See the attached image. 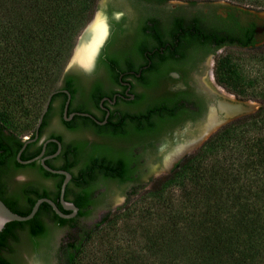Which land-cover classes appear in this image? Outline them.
<instances>
[{"label": "trees", "instance_id": "obj_1", "mask_svg": "<svg viewBox=\"0 0 264 264\" xmlns=\"http://www.w3.org/2000/svg\"><path fill=\"white\" fill-rule=\"evenodd\" d=\"M182 1L195 4L219 0ZM226 1L245 9L264 11V0ZM96 4L97 0H0V199L21 216L27 215L39 198L51 199L68 214L58 202L63 176L48 173L39 162L20 165L16 155L24 143L23 136L12 133L9 127L22 118L35 129L77 38L94 15ZM246 45L253 48L252 43ZM257 50L264 61V45ZM231 65L228 55L221 56L213 75L219 86L236 94L233 87L242 80ZM258 94H236L242 101H258L260 107L219 127L192 154L178 161L163 179L152 183L145 193L150 200L143 224L147 232L142 237L145 240L134 250L114 252L107 257V264H264V87ZM139 104L136 101V106ZM154 112L158 113L153 110L152 117ZM47 114L39 133L46 125ZM165 124L162 117L148 131L134 130L109 137L114 141L139 143L157 137ZM33 136L34 130L28 139ZM38 141L39 138L27 144L21 160L32 159L41 152L42 144ZM47 147L44 156L57 149L55 144ZM99 158L106 164L98 163ZM56 159L63 163L57 170L72 176L64 198L73 183L78 188L73 199L78 208L77 217L60 218L43 203L31 220L7 223L0 232V264H13L3 252L10 241L18 240L19 232H26L33 250L47 260L50 247L46 242L49 236L46 219L58 228H78L77 221L89 216V207L97 203L88 202L97 184L106 186L113 182L120 187L131 181L128 164L136 161L131 153L110 146H95L86 157L81 142L75 146L62 145ZM45 164L56 169L49 160ZM12 170L34 171L52 182L53 190L25 184L6 199L4 177ZM137 187L133 186V193ZM171 187L183 189L178 206L169 202ZM106 217L98 225L105 224ZM82 233L83 236L73 237L58 248V264H75L89 236L88 232Z\"/></svg>", "mask_w": 264, "mask_h": 264}, {"label": "flooded vegetation", "instance_id": "obj_2", "mask_svg": "<svg viewBox=\"0 0 264 264\" xmlns=\"http://www.w3.org/2000/svg\"><path fill=\"white\" fill-rule=\"evenodd\" d=\"M96 10L106 26L105 36L88 68L72 67L63 72L38 144L60 137L61 150L62 145L81 142L86 157L95 146L131 153L136 160L128 164L132 180L120 187L133 188L142 185L145 172L150 176L162 170L164 157L157 147L162 138L174 136V131L181 136L184 127L198 129L200 134L221 97L212 87L217 85L213 70L217 59L227 53L218 55L230 48L246 50L251 47L247 43L254 47L263 41L264 19L258 13L219 1L190 4L182 0H101L97 1ZM90 26H97L95 20ZM63 91L69 93L65 116L68 95ZM136 101L140 102L137 106ZM153 110L158 113L152 117ZM162 117L166 124L155 138L129 143L109 137L134 130L148 131ZM53 121L60 124L65 135L72 136L70 140L59 134L43 138V130ZM139 145H147L153 152V171L148 168L144 153L137 151ZM56 157L48 160L58 169L63 163ZM35 162L40 164L39 160ZM103 162L99 158L98 163ZM21 172H7L5 190L11 178L17 180ZM97 185L88 202L95 200L109 206L107 190L116 184ZM76 192L78 188L73 183L64 199L73 203ZM58 248L50 264H58Z\"/></svg>", "mask_w": 264, "mask_h": 264}, {"label": "rangeland", "instance_id": "obj_3", "mask_svg": "<svg viewBox=\"0 0 264 264\" xmlns=\"http://www.w3.org/2000/svg\"><path fill=\"white\" fill-rule=\"evenodd\" d=\"M97 1L100 2L101 0ZM219 2L224 4L229 3V1L226 0H219ZM250 11L254 13H264V11ZM98 12L99 10L95 11L90 22H94L97 18L96 15ZM262 45H264V40L259 42L253 48L246 50L230 48L218 55L221 56L227 53L229 60L232 62L231 66L235 67V70L238 72V75L242 80L233 87L236 94L258 96V93L263 89L264 61L259 58V50H257ZM72 57L74 56L71 55L65 68L69 66L71 60L73 61ZM221 89L228 92L223 87ZM228 93L233 95L236 100L242 101L238 99L236 94L231 92ZM246 101H251L257 104V106L252 107L249 114L254 113L260 107V103L256 100ZM184 128L185 130L182 132L181 136H177L179 132L174 131V136L162 138L157 147L160 149V154L164 157V168L162 167V170L158 172L154 171L155 173L153 172L150 176H148L145 172L146 176L141 180L142 185L137 187L135 193H133V188H122L110 185V189L107 190L110 202L109 206H102L103 202L96 203L91 207L89 216L77 221L78 228L76 229L71 230L66 227L58 228L46 219V223L49 228V236L46 242L50 247L49 252L52 253L51 257H48L47 260H45L43 254L33 250L26 232H19L18 240L16 242H9L8 249L3 252L4 256L11 260L13 264H50L51 260L54 259L53 253H55V248L68 243V241H70L73 237L83 236L84 233H82V231L88 232L89 236L82 247L81 254L77 257L75 264H107V257H111L114 252L125 253L127 251L134 250L135 248H139L141 246V242L145 240L142 237H144L147 233L143 230V227L145 226L143 224L145 223L146 213L150 209V200L146 198L145 193L150 189L154 181L163 179L175 163L180 161L185 156L192 154L207 137L206 136L198 142L197 140L200 138L198 129L191 127ZM9 130L12 133L23 136L22 139L25 140L34 130V126H32L28 121L20 118L12 127H9ZM214 132L215 131H212L211 134ZM48 134L62 135L66 141L70 140L69 138L72 137L65 135L57 121H53L46 126L43 130V138H45ZM181 146L186 148L175 157V160L172 161V163L166 165L165 159L169 153L174 148ZM137 151L144 153V156L147 158L148 168L153 171L155 169V162L152 158L153 152L147 147V145H139ZM21 174L22 175L19 176L17 180H13V178H11L8 188L9 191L5 190L6 198H10L12 195L11 191H14V193L17 192L24 184L43 186L50 191L53 190L52 182L44 180L34 171H23ZM182 191L183 189L181 187L170 188L168 193L170 204L178 206ZM20 207L24 208L23 205H20ZM114 214H116V216H113ZM105 216H107L106 223L98 225ZM43 243H45V241L41 244Z\"/></svg>", "mask_w": 264, "mask_h": 264}, {"label": "water", "instance_id": "obj_4", "mask_svg": "<svg viewBox=\"0 0 264 264\" xmlns=\"http://www.w3.org/2000/svg\"><path fill=\"white\" fill-rule=\"evenodd\" d=\"M258 15L261 18L264 19V13H258ZM96 17L97 18L100 17V13L99 12L97 13ZM92 22L93 21H91L85 27V29L83 30V32L81 33V35L78 37L77 42H76V45H75L74 50H73L72 56H74L75 49L78 46V43H79L81 37L86 32V30L88 29V27L91 25ZM97 51H96V53H97ZM72 59H73V57H72ZM72 67L79 68L81 66L78 65V64H76L75 62H73L71 60V63L69 64V66H67L65 68L64 72L69 71ZM220 88H222V87H220ZM63 92L66 95H68V99H67V102H66L65 108H64V116H65L66 115V111H67L68 101H69V93L67 91H63ZM55 93H57V91L51 92V94L48 96V98H47V100L45 102V105L43 107V110H42V112H41V114H40V116L38 118L37 124L35 126L34 136H33V138H29V139L26 138L25 140H23L24 143H23V145L21 146V148L19 149V151H18V153L16 155V160H17V162L20 165H28V164H31V163L39 160L41 167L45 171H47L50 174L63 176V180H62V183L60 185V192H59L58 202H59V205H60L61 209L63 211H65V212H68V214H64L51 199H49V198H39L33 204L30 212L27 215H25V216H21L19 214H16V213L12 212L3 203V201L0 199V232L3 230L4 226L7 223H9V222H27V221L31 220L35 216V214L38 212V209H39L40 205L43 204V203L49 205L51 207V209L53 210V212L57 216H59L60 218H63V219H71V218L75 217L77 215V213H78V208L73 203H70V202H68V201H66L64 199V195H65V190H66L67 184L69 183V181L72 178L71 174H69L68 172H66L64 170L53 169V168H51V167H49V166H47L45 164V161H47L48 159H51V158H55L60 153V151H61V145H60L59 140H57V139H48V140H46L42 144L41 152L36 157H34L32 159H29V160H25V161H23V160L20 159V155L23 152V150L25 149V147L27 146V144H30V143H32V142H34V141H36L38 139V137H39V128H40V126L42 124L44 115L48 111V108H49V105H50V102H51V98H52V96ZM226 94H228L231 97L230 100H224V99H220L218 97L217 107L216 108H212L211 109V112H210L211 114L209 115V117L212 116L216 120V122L222 121V123H221L222 125L223 124H226V123H228V122H230V121H232V120H234V119H236V118H238L240 116L249 114V112L251 111L252 107L257 106L256 103H253L251 101H238V100H236L234 98L233 95H231L228 92H226ZM79 115H83V114H79ZM208 120H209V118H208ZM208 120H207V122H208ZM221 124H219L216 128H214L213 131H216L219 127H221L222 126ZM210 135H211V132L208 133L207 137H209ZM207 137H206V139H207ZM201 139H203V138L200 137L197 141L199 142ZM49 142L55 143L56 146H57V149H56V151L52 155L43 156L44 155L45 148H46V145ZM174 160H175V158L172 161H174ZM172 161L171 162H168L167 165H169L170 163H172Z\"/></svg>", "mask_w": 264, "mask_h": 264}, {"label": "bare ground", "instance_id": "obj_5", "mask_svg": "<svg viewBox=\"0 0 264 264\" xmlns=\"http://www.w3.org/2000/svg\"><path fill=\"white\" fill-rule=\"evenodd\" d=\"M95 22L97 26H95L94 28L89 26L86 32L81 37L78 46L75 49V55L73 57V62L84 68H88L92 64L96 51L98 50L99 45L101 44L105 36L106 26L104 25V22L100 20V18H96ZM87 32L89 33L88 37L86 38ZM212 87L221 96L219 97L220 99L230 100L231 97L228 96L223 89L214 84H212ZM221 123L222 121L216 122V120L212 116H210L206 126H204L203 130L200 132L199 137H206L209 132H212L213 129ZM185 148L186 147L183 146L176 148L175 151H173L166 157L165 164L167 165L168 162H171L178 154L183 152Z\"/></svg>", "mask_w": 264, "mask_h": 264}]
</instances>
